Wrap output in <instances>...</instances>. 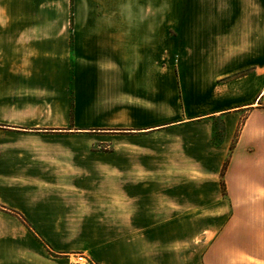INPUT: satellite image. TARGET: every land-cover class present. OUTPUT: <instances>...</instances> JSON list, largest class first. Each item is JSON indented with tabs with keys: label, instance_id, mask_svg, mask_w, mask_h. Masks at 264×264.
I'll use <instances>...</instances> for the list:
<instances>
[{
	"label": "crops",
	"instance_id": "1",
	"mask_svg": "<svg viewBox=\"0 0 264 264\" xmlns=\"http://www.w3.org/2000/svg\"><path fill=\"white\" fill-rule=\"evenodd\" d=\"M71 1L74 16L77 6L75 0L73 6ZM153 1L135 0V5H144L148 10L136 11L132 19L126 20L120 11L121 0L110 3L83 0L79 28L70 30L68 36L61 29L58 35L64 37L56 45L39 44L34 39L25 41L24 28L18 27L21 16L17 12H0V52H62L63 63L72 62L77 98L80 93L94 102L104 98L120 101L128 97L143 103L154 99V106L162 109L172 103L181 88V96L185 95L187 102L195 97L196 102L203 98L208 101L204 114L188 111L190 116L197 115L193 119L197 123L202 118L224 114L221 143L211 144L198 157L211 161L219 176L226 163L223 175L226 195H222L220 185L223 205L214 211L225 215L222 233L219 236L185 233L198 230L199 224L179 220L178 202L163 210V219L160 216L158 224L146 225L139 231L138 226L145 225L146 218L142 213L137 215L133 202L125 213H96V229L115 231L121 224L128 229L126 236L116 237L113 233L111 246L128 248L122 253L113 249L110 264H264V83L256 72L224 91L206 88L207 80L220 74L221 62L217 59L221 57L212 54L201 61L197 58L199 52L224 49L228 54L222 59L238 58L245 62L249 50L258 51L263 37L258 0H253L251 6L249 0H240L239 12L235 14L227 13L225 7L221 14L214 11L203 30L199 21L205 18H199L189 30L181 22L177 27H166L162 1ZM227 2L224 0L223 5ZM217 19L229 25V34L223 39L228 45L224 47L216 44L214 38L217 24L220 25ZM258 61L257 54L255 63ZM6 64L7 60L1 61V65ZM3 89L1 94L5 95L6 103L2 100L1 103L6 106L12 99L10 109L15 117L2 119L0 115V206L4 207L0 208V264H72L76 260L71 254L73 229L81 228L80 224L87 221L89 194L96 197L98 204L103 203L104 197L113 204L119 191V174L105 177L103 159H87V154L72 151L69 146L72 141L46 140L40 145L39 141L25 139L32 131H76L70 128L73 110L70 108L68 114L67 109L56 111L64 116L56 127L45 130L23 127L17 118L18 111L23 110L18 102L23 93L12 87ZM222 96L227 100L221 101ZM222 102L228 107H222ZM94 104L83 107L87 110ZM187 121L190 120L145 130L99 132L138 133L197 124ZM173 197L183 196L176 191V195L169 196ZM199 210L200 206L192 202L190 213ZM24 218L43 242L27 227ZM205 229L215 227L208 225ZM108 243L107 238L98 237L95 245ZM99 262L109 264L100 259Z\"/></svg>",
	"mask_w": 264,
	"mask_h": 264
},
{
	"label": "rangeland",
	"instance_id": "2",
	"mask_svg": "<svg viewBox=\"0 0 264 264\" xmlns=\"http://www.w3.org/2000/svg\"><path fill=\"white\" fill-rule=\"evenodd\" d=\"M82 1L75 0L77 9L74 8V16L73 13L71 14L70 0H7V2L2 0L0 12L8 14L17 12L21 16L18 27L24 28L25 41L34 39L39 44L56 45L61 43L59 39L64 37L58 35L61 29L68 36L70 30L79 28ZM107 1L111 2V0ZM134 1L121 0L120 11L126 20L132 19L136 11L148 10L144 5L140 7L135 5ZM145 1L154 3L153 0ZM161 1L163 22L167 23L166 27L174 28L181 22L186 30H189L192 25L196 26L199 18H205L199 21L200 29L203 30L207 22L211 20L207 19L208 16L214 14V11L216 14H221L225 7L227 13L235 14L239 12L240 5V0H228L224 5V0H199V4L198 0ZM252 2L253 0H249L250 6ZM258 12L263 24V37L258 51L249 50L245 62H241L238 58L222 59L228 54L224 49L217 52L198 53L197 58L200 61L202 57L212 54L221 57L217 59V62H221L220 74L212 75L207 80L206 88L224 91L229 85H234L245 77L251 78L256 72L264 83V0H258ZM217 23L220 25L217 24L214 35L216 44L227 46L223 39L229 34V25L220 19H217ZM257 54L258 64L255 63ZM62 55V52H0V115L2 119L15 117L10 109L13 100L9 99L6 106L1 103V100L3 104L6 103L3 99L5 95L1 94L5 87H12L23 93V97L18 101L23 106V110L17 113V118L23 127L38 130L56 127L63 122L64 117L61 112L56 111L67 109L68 114L71 108L74 118L70 128L76 131L66 133L30 131V135H25L24 138L28 141H39L40 145L46 140L72 141L69 145L72 151L87 154V159H103L105 177L119 174V191L115 193L113 204L105 197L103 203L98 204L96 197L89 194L87 221L80 224L81 228L78 226L73 229L71 252L73 257L77 254L82 256L84 260L80 262L83 264H101L99 259L110 264L113 249L120 253L127 249V246L117 244L113 247L110 243L113 233L116 237L127 235L126 224L124 226L121 224V228L115 231L98 230L96 229V213L113 211L125 213L128 211V206L133 207L131 204L133 202L137 215L142 213V216L145 215L146 218L145 225L138 226L139 231H143L146 225L158 224L160 216L163 219V210H166V207L171 208L178 202L179 211H181L179 220H192L199 224L198 230L194 228L185 233L193 232L196 236L205 234L219 236L222 233L225 218L223 213L214 212L223 205L219 171L211 161L198 159V157L211 144L221 143L223 126L226 123L224 114L215 118L205 117L197 123L199 122L197 119L193 120L197 115L190 116L188 111L204 114L208 111L204 108L208 101L203 98L199 99L200 102H196L195 97L187 102L184 100L185 95L181 96L183 95L181 88L179 92H176L172 103L162 109L154 106V99L152 103L149 101L143 103L128 97L120 101L104 98L94 102L82 97L80 93L77 98L72 78V62L63 63ZM5 60L7 64L1 65V61ZM6 77L7 81H4ZM220 99L227 100L224 96ZM91 103H95L93 108L86 110L83 107V104ZM113 103L116 105L119 103V108ZM96 104L98 107L95 106ZM221 105L228 107L225 102ZM183 120H190L187 121L188 124H197L185 128L172 125L138 133L99 132V130H145ZM85 129L97 132L77 131ZM107 191L105 187V193ZM176 191L183 197L169 198L176 195ZM192 202L200 206L199 213H190ZM208 225H212L215 229H205ZM98 237L107 238L109 243L104 246L95 245ZM132 248L135 249V247Z\"/></svg>",
	"mask_w": 264,
	"mask_h": 264
},
{
	"label": "trees",
	"instance_id": "3",
	"mask_svg": "<svg viewBox=\"0 0 264 264\" xmlns=\"http://www.w3.org/2000/svg\"><path fill=\"white\" fill-rule=\"evenodd\" d=\"M71 4L73 6V0L71 1ZM73 17V16H72ZM73 19L71 18V21ZM73 24V23H71ZM228 162V160H227ZM225 167H226V163L225 165L223 166L222 170H221V173H220V185H221V190H222V195L225 196L226 195V190H225V184H224V181H223V175H224V170H225ZM0 208L4 209L3 206H0ZM24 222L25 224L27 225V227L33 232V234L41 241L43 242V239L41 237H39V235L36 233V231L34 230V228L27 222V220L24 218ZM46 246V245H45Z\"/></svg>",
	"mask_w": 264,
	"mask_h": 264
},
{
	"label": "built area",
	"instance_id": "4",
	"mask_svg": "<svg viewBox=\"0 0 264 264\" xmlns=\"http://www.w3.org/2000/svg\"><path fill=\"white\" fill-rule=\"evenodd\" d=\"M75 258H76V260L72 264H83L80 262V261L84 260V258L82 256L77 254V256Z\"/></svg>",
	"mask_w": 264,
	"mask_h": 264
}]
</instances>
